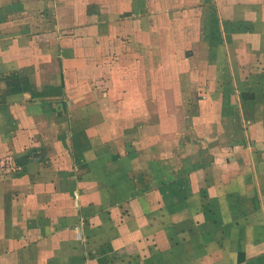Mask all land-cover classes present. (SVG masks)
Segmentation results:
<instances>
[{
	"label": "crops",
	"instance_id": "1",
	"mask_svg": "<svg viewBox=\"0 0 264 264\" xmlns=\"http://www.w3.org/2000/svg\"><path fill=\"white\" fill-rule=\"evenodd\" d=\"M0 264H264V0H0Z\"/></svg>",
	"mask_w": 264,
	"mask_h": 264
},
{
	"label": "rangeland",
	"instance_id": "2",
	"mask_svg": "<svg viewBox=\"0 0 264 264\" xmlns=\"http://www.w3.org/2000/svg\"><path fill=\"white\" fill-rule=\"evenodd\" d=\"M65 0H62V2H64ZM45 13H46V16L47 17H51V15H52V12H51V10L49 9V10H47V11H45ZM32 15H34V17H32ZM32 15H30V16H27V18L28 19H33V18H36V17H38V15L36 14V13H34V14H32ZM53 26V19H52V17L51 18H49V19H47V22H46V27H48V28H50V27H52ZM36 29H40L41 30V26H37V27H35ZM194 107H191V110H190V113L192 114L193 113V111H192V109H193ZM187 118H189V117H187ZM199 139H201V138H199ZM203 144V143H202ZM195 146H197V144H194ZM206 155V154H205ZM202 156V158H201V160L202 161H205V162H208V156L206 157V156ZM146 190V189H145ZM144 192V191H143Z\"/></svg>",
	"mask_w": 264,
	"mask_h": 264
}]
</instances>
